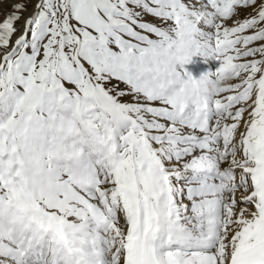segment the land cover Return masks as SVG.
<instances>
[{"label": "snow or ice", "instance_id": "1", "mask_svg": "<svg viewBox=\"0 0 264 264\" xmlns=\"http://www.w3.org/2000/svg\"><path fill=\"white\" fill-rule=\"evenodd\" d=\"M0 264H264V0H0Z\"/></svg>", "mask_w": 264, "mask_h": 264}, {"label": "rangeland", "instance_id": "2", "mask_svg": "<svg viewBox=\"0 0 264 264\" xmlns=\"http://www.w3.org/2000/svg\"><path fill=\"white\" fill-rule=\"evenodd\" d=\"M199 58V55L193 56L191 62L185 66L194 76H199L203 72L210 71V68L207 69L202 63V57L201 59Z\"/></svg>", "mask_w": 264, "mask_h": 264}, {"label": "bare ground", "instance_id": "3", "mask_svg": "<svg viewBox=\"0 0 264 264\" xmlns=\"http://www.w3.org/2000/svg\"><path fill=\"white\" fill-rule=\"evenodd\" d=\"M199 59H201V56H200V58ZM202 63L204 64V66L208 69V68H210V71H214L215 70V68L218 66V64H219V62L218 61H216V60H214L213 58H208V59H205V58H203L202 57ZM197 60V59H196ZM198 61V60H197ZM202 64V65H203Z\"/></svg>", "mask_w": 264, "mask_h": 264}, {"label": "clouds", "instance_id": "4", "mask_svg": "<svg viewBox=\"0 0 264 264\" xmlns=\"http://www.w3.org/2000/svg\"><path fill=\"white\" fill-rule=\"evenodd\" d=\"M207 87L212 93H215L220 87V81H212Z\"/></svg>", "mask_w": 264, "mask_h": 264}]
</instances>
